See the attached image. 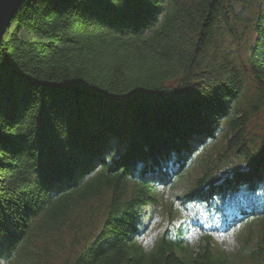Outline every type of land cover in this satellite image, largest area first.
Returning <instances> with one entry per match:
<instances>
[{"label":"trees","instance_id":"1","mask_svg":"<svg viewBox=\"0 0 264 264\" xmlns=\"http://www.w3.org/2000/svg\"><path fill=\"white\" fill-rule=\"evenodd\" d=\"M260 115L264 0H26L0 46V264L65 230L61 264H264ZM187 180L207 225L239 208L236 253L178 223Z\"/></svg>","mask_w":264,"mask_h":264},{"label":"rangeland","instance_id":"2","mask_svg":"<svg viewBox=\"0 0 264 264\" xmlns=\"http://www.w3.org/2000/svg\"><path fill=\"white\" fill-rule=\"evenodd\" d=\"M252 39V32H248L244 37V40L241 42V47L239 48L237 45H234V49L237 52H242L244 47H247L248 42ZM238 49H240V51ZM246 141L251 149L264 141V115L258 116L252 122L248 129ZM189 186L190 183L188 180L184 181L177 185L176 188H173L174 191L167 194L168 196L166 198V200L172 201L174 208L180 212L181 217L179 218L178 223L183 222L184 220L188 221L190 231L189 239L194 243V246L201 247L204 245L203 238L206 237V235H211L214 238V245L217 249L220 251L236 253L240 250V244L236 239L235 229L231 227L225 229V223L233 220L234 215L237 214L235 212H229V215L228 213H225L223 217L214 216L212 217L213 223L207 225L208 214L204 206L194 203L189 207L186 206L185 208H182L181 201L177 200L178 197L188 190ZM168 201H166V204H168ZM168 223V216L162 213H157L152 219L151 224L146 221L143 229L147 233V242L152 244L156 239V236L167 229ZM70 235L71 233H66L65 230L64 232L52 236L44 235L39 239L37 247L41 252V261L43 264H61L66 261V257L70 251L69 248L72 244Z\"/></svg>","mask_w":264,"mask_h":264},{"label":"water","instance_id":"3","mask_svg":"<svg viewBox=\"0 0 264 264\" xmlns=\"http://www.w3.org/2000/svg\"><path fill=\"white\" fill-rule=\"evenodd\" d=\"M26 0H0V46L15 15Z\"/></svg>","mask_w":264,"mask_h":264},{"label":"bare ground","instance_id":"4","mask_svg":"<svg viewBox=\"0 0 264 264\" xmlns=\"http://www.w3.org/2000/svg\"><path fill=\"white\" fill-rule=\"evenodd\" d=\"M194 203L195 204H200V205H202V206H204L205 208L207 207V203H205V202H201V203H199L198 201H194ZM230 205V206H229ZM221 207V209L223 210L225 207H227V208H225V210L227 209V213H228V215H229V212H235V213H237V209H239L237 206H232L231 207V204H226V206L224 207V208H222V206H220ZM227 215V214H226ZM238 216V215H237ZM242 221L243 220H241V222H239V225L241 226L242 225ZM229 227H231V228H234V229H236L237 228V226H234V224H233V220H231L230 222H227V223H225V229L226 228H229Z\"/></svg>","mask_w":264,"mask_h":264}]
</instances>
